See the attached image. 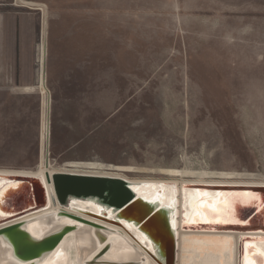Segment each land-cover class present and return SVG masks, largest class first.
I'll list each match as a JSON object with an SVG mask.
<instances>
[{
    "label": "rangeland",
    "instance_id": "374dc122",
    "mask_svg": "<svg viewBox=\"0 0 264 264\" xmlns=\"http://www.w3.org/2000/svg\"><path fill=\"white\" fill-rule=\"evenodd\" d=\"M4 16L26 26L33 76L23 78L31 90L0 93V171L41 164L45 47L53 169L80 161L264 182V0H0Z\"/></svg>",
    "mask_w": 264,
    "mask_h": 264
},
{
    "label": "water",
    "instance_id": "95a60500",
    "mask_svg": "<svg viewBox=\"0 0 264 264\" xmlns=\"http://www.w3.org/2000/svg\"><path fill=\"white\" fill-rule=\"evenodd\" d=\"M0 264H264V183L0 171Z\"/></svg>",
    "mask_w": 264,
    "mask_h": 264
},
{
    "label": "bare ground",
    "instance_id": "6f19581e",
    "mask_svg": "<svg viewBox=\"0 0 264 264\" xmlns=\"http://www.w3.org/2000/svg\"><path fill=\"white\" fill-rule=\"evenodd\" d=\"M21 1V0H20ZM23 6V5H21ZM36 10L45 13L43 8L37 7ZM45 28V27H44ZM45 31V30H44ZM45 34V33H44ZM41 45V44H40ZM39 63V81L42 85L39 87L42 97L44 98L43 104L47 107L46 120H44V127L42 132V151H41V164L36 168L34 172H26L32 175H48L56 172L61 173H89L97 175H108L126 178L128 180L141 182V181H173L179 185L185 182L192 183H257L262 184L261 181H252L250 174L244 172H228V171H199L189 170L180 168H148L142 169L134 166H109L101 167L100 165L93 162H80V161H67L61 168L53 169L51 161V146L53 127L50 121V111L52 109L51 102L48 98V92L45 86L46 83V50L41 48L40 56L38 59ZM14 173V172H13ZM21 174H25L21 172ZM130 174H148L159 176L154 178H133Z\"/></svg>",
    "mask_w": 264,
    "mask_h": 264
},
{
    "label": "crops",
    "instance_id": "0c3cea01",
    "mask_svg": "<svg viewBox=\"0 0 264 264\" xmlns=\"http://www.w3.org/2000/svg\"><path fill=\"white\" fill-rule=\"evenodd\" d=\"M24 27L20 21L7 16L0 20V93L13 86L32 89L29 82H23V78L33 76L28 65V41L22 31Z\"/></svg>",
    "mask_w": 264,
    "mask_h": 264
}]
</instances>
